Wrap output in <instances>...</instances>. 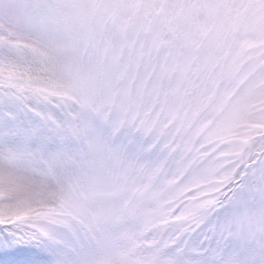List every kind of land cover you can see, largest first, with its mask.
I'll return each mask as SVG.
<instances>
[{
	"label": "snow or ice",
	"instance_id": "obj_1",
	"mask_svg": "<svg viewBox=\"0 0 264 264\" xmlns=\"http://www.w3.org/2000/svg\"><path fill=\"white\" fill-rule=\"evenodd\" d=\"M0 264H264V0H0Z\"/></svg>",
	"mask_w": 264,
	"mask_h": 264
}]
</instances>
